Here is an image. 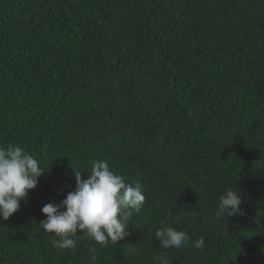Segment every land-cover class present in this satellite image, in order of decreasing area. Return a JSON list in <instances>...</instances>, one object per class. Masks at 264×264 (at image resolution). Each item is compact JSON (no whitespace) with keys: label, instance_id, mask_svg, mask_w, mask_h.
Instances as JSON below:
<instances>
[{"label":"trees","instance_id":"trees-1","mask_svg":"<svg viewBox=\"0 0 264 264\" xmlns=\"http://www.w3.org/2000/svg\"><path fill=\"white\" fill-rule=\"evenodd\" d=\"M0 264H264V0H0Z\"/></svg>","mask_w":264,"mask_h":264}]
</instances>
